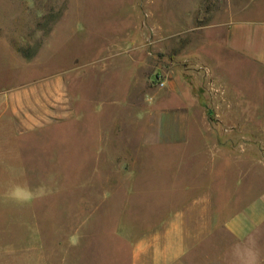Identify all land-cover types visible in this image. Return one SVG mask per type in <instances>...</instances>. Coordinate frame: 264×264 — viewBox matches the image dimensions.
I'll return each mask as SVG.
<instances>
[{"label": "rangeland", "instance_id": "rangeland-1", "mask_svg": "<svg viewBox=\"0 0 264 264\" xmlns=\"http://www.w3.org/2000/svg\"><path fill=\"white\" fill-rule=\"evenodd\" d=\"M232 9L0 0V264H149L181 212L192 264L238 263L225 224L264 194V78L209 50ZM17 184L45 195L15 202Z\"/></svg>", "mask_w": 264, "mask_h": 264}, {"label": "crops", "instance_id": "crops-1", "mask_svg": "<svg viewBox=\"0 0 264 264\" xmlns=\"http://www.w3.org/2000/svg\"><path fill=\"white\" fill-rule=\"evenodd\" d=\"M228 4H233V9L225 20L206 26L209 50L216 43L222 58L232 57L253 63L261 73V78H264V0H228ZM215 30H220V36ZM254 107L255 115L264 116V98L255 100ZM261 120L264 121V117ZM262 132L260 136H264V130ZM225 227L237 242V247L229 253L232 257L237 256V264H246L247 256L250 257L251 253L254 256L253 264H261L264 194L230 217ZM199 247V243L194 245L189 242L185 215L181 212L156 236L145 240L140 251L143 257L148 256L142 262L148 260L149 264H192L193 257L190 255Z\"/></svg>", "mask_w": 264, "mask_h": 264}, {"label": "clouds", "instance_id": "clouds-1", "mask_svg": "<svg viewBox=\"0 0 264 264\" xmlns=\"http://www.w3.org/2000/svg\"><path fill=\"white\" fill-rule=\"evenodd\" d=\"M5 195L15 202L27 204L37 198L43 197L45 190L42 186L33 190L30 186L17 184L6 192Z\"/></svg>", "mask_w": 264, "mask_h": 264}]
</instances>
